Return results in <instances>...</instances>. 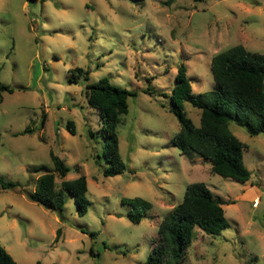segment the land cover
Wrapping results in <instances>:
<instances>
[{
    "label": "rangeland",
    "instance_id": "rangeland-1",
    "mask_svg": "<svg viewBox=\"0 0 264 264\" xmlns=\"http://www.w3.org/2000/svg\"><path fill=\"white\" fill-rule=\"evenodd\" d=\"M236 43L264 52V0H0V82L13 88L0 100V176L18 183L0 184V245L17 264H141L158 222L194 180L224 199L229 224L218 234L195 225L183 258L164 264H264V132L229 121L244 143L245 181L171 142L180 129L170 100L178 66L193 91L210 89L211 56ZM74 66L88 77L70 81ZM105 75L137 91L118 114L125 169L113 175L103 174L102 120L86 94V83ZM182 106L199 125L201 109ZM50 150L68 165L65 177L85 175L84 213L70 192L61 210L28 197L53 169ZM133 196L151 203L139 221L121 200Z\"/></svg>",
    "mask_w": 264,
    "mask_h": 264
},
{
    "label": "trees",
    "instance_id": "trees-1",
    "mask_svg": "<svg viewBox=\"0 0 264 264\" xmlns=\"http://www.w3.org/2000/svg\"><path fill=\"white\" fill-rule=\"evenodd\" d=\"M210 70L214 79L212 88L195 92L186 75V66H178L174 85L170 93L171 109L180 122V129L171 142L182 153H195L208 159L210 168L224 176L245 181L250 170L243 161L244 143L230 130L229 121L246 127L250 134L264 132V52L247 49L236 43L214 53L210 59ZM88 70L80 66L71 69L69 80L87 78ZM13 88L0 82L2 91ZM136 90L112 83L108 76L86 83L88 102L98 108L101 133L104 137V155L107 165L103 174L113 175L125 169V163L118 151V137L115 129L118 114L127 111V96ZM188 100L199 107L200 122L195 125L183 109L182 101ZM71 133L75 132L73 120L66 123ZM29 130L26 126L24 131ZM50 156L53 169L42 172L35 181V187L28 191V197L53 210H61L65 193L73 195L77 212L86 211L90 202L86 195L87 182L84 174L65 177L69 169L65 160L52 150ZM39 167H36V169ZM56 174L60 181H56ZM3 188L15 187L17 182L0 176ZM131 205L128 216L139 221L150 208L151 203L140 196L122 197ZM224 199L216 196L202 180L186 184L182 199L160 219L157 225V239L154 240L147 258L141 264H164L166 257L173 263L184 256V247L193 237V227L199 226L209 234H218L229 221L224 214ZM60 227L56 230V236ZM91 234L95 231H90ZM0 264H17L11 254L0 245ZM36 264H40L37 260Z\"/></svg>",
    "mask_w": 264,
    "mask_h": 264
},
{
    "label": "built area",
    "instance_id": "built-area-1",
    "mask_svg": "<svg viewBox=\"0 0 264 264\" xmlns=\"http://www.w3.org/2000/svg\"><path fill=\"white\" fill-rule=\"evenodd\" d=\"M258 200H259L258 197H254L252 204L253 205H256L258 203Z\"/></svg>",
    "mask_w": 264,
    "mask_h": 264
}]
</instances>
